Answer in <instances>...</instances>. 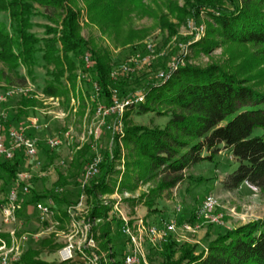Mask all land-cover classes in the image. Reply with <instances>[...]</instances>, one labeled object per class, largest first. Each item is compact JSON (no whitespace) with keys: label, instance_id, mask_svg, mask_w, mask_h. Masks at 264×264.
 <instances>
[{"label":"rangeland","instance_id":"rangeland-1","mask_svg":"<svg viewBox=\"0 0 264 264\" xmlns=\"http://www.w3.org/2000/svg\"><path fill=\"white\" fill-rule=\"evenodd\" d=\"M185 1L142 0L141 6L138 9L135 7L131 14L126 16L117 31L112 28L107 33L101 25L91 20L87 0H75L71 6L79 13V36L88 42L89 49L98 55L105 52L109 54L111 77L116 78L119 74L129 76V86L141 95L145 88L142 81L155 76L160 78L162 72L166 73L164 78H167L171 64L179 60L184 61L180 66L183 67L187 64L207 66L212 62L227 65L232 55H241L238 63L255 58L252 54L256 49L253 47H249L248 51L244 47L235 48L231 45L218 47L210 54L195 53L190 45L195 42L197 36L195 30L192 32L189 29V23L203 26L205 35L213 21L202 10L196 21L195 18L185 17ZM36 8L38 12L32 18V31L43 36L44 25L49 24V19L44 8L38 5ZM0 21L10 28L8 14L3 13ZM167 23L177 25L176 34H170L169 29L165 27ZM149 44L153 45L154 60L145 65L131 63L132 70L122 73L120 65L132 58H136V62L139 61V54L148 53L146 51ZM135 47L136 52H132ZM128 56L130 57L126 60ZM89 57L90 55L85 56L87 71H77L75 88L65 80L66 94L54 97L46 95L43 91L51 80L43 61L40 60L34 68V80L26 75L25 68L12 72L0 62V71H4L11 78L10 84L5 79L0 80V92L10 86L25 83H30L34 88L33 93L17 95L0 103V112L5 115V118L0 120V123L5 125L2 133L8 142V132L11 128L25 129V134L36 139L38 148L34 158L23 154L22 164L12 181L5 184L4 180H0V205H7L13 189L18 192L20 204L14 221H7L0 211V237L6 245H0V264H23L22 257L31 248L39 249V258L43 261L54 264H118V260L126 264V255L131 254L136 247L140 256L139 262L134 264H161L163 256L160 252L169 236L176 240L178 245H190L200 252L207 250L211 240L207 239L208 236L211 235V238L215 239L219 233L264 218V193L258 187L247 182L231 191L224 187L226 176L237 169L239 163L229 151L221 150L212 161L202 160L187 168L182 183L158 195L152 206L154 210L148 209L146 194L155 189L157 182L149 180L138 182L134 190H117L114 195L100 194L99 199L110 207L108 217L92 220L86 204L85 188L90 182L100 178V165L105 159L104 154H112L116 146L115 131L123 133L124 121L122 123V120H118L117 115L123 118L127 108L124 107L120 111L115 107L112 110L115 100L122 102L116 97L120 96V93L114 88L111 91L114 97L112 104H108L106 98L98 95L97 84L92 82L94 68ZM176 69L178 68H174ZM249 75L256 78L250 84L264 91V64L256 66ZM24 77L26 78L22 81ZM86 81L93 83L94 88ZM23 97L34 99L36 103L27 108V114L20 115L18 111ZM33 120L37 121V128L34 127ZM129 120L133 124L155 127L166 125L168 119L154 113L139 115L133 109ZM261 132L262 129L258 128L254 135ZM51 139H57L59 142L54 148L50 147L48 142ZM122 145L121 142L122 158L118 160L117 166L121 172L114 173L112 181H121L123 177L126 154ZM79 155L82 156L80 162L84 163L81 168H75L73 164ZM99 156L102 158L99 173L85 179L86 168ZM27 173L32 175V179L20 181L18 174ZM189 176L207 179L202 185H198L197 182L191 183ZM23 185L30 186L28 193L22 192ZM47 193L51 195L44 197L43 201L48 198L54 200L53 212L48 218L41 220L34 208L36 202L31 199L34 194ZM209 194L215 196L216 205L211 212L201 213L202 204ZM193 215L195 220L191 222L189 219ZM126 221L130 227L129 234H125L121 227ZM174 221L177 225L174 232L159 235L160 231L165 229V223ZM107 222L111 227V242L104 248L99 235L101 226ZM185 224L191 225L192 229H185ZM154 228L157 232L151 233ZM70 239L76 247L74 258L63 260L60 258V251L68 246ZM44 240H48L49 245L40 247V242ZM113 252L117 256L112 255Z\"/></svg>","mask_w":264,"mask_h":264},{"label":"trees","instance_id":"trees-1","mask_svg":"<svg viewBox=\"0 0 264 264\" xmlns=\"http://www.w3.org/2000/svg\"><path fill=\"white\" fill-rule=\"evenodd\" d=\"M73 2L75 0H0V16L6 13L10 19V28L0 21V62L12 72L25 68L26 75L34 80V68L43 61L51 76L43 91L54 97L66 94L65 80L75 88L77 71H87L85 56L90 55L94 68L92 82L97 84L98 95L112 104L114 88L122 102L131 100L123 118L117 115L118 120L124 121L123 133L115 131L116 146L112 154H104L100 178L85 188L89 217L92 220L108 217L110 207L99 199L100 194L134 190L138 182L149 180L157 182L155 189L146 194L147 207L154 210L152 206L158 195L182 183L187 168L202 160L212 161L221 150L229 151L239 163V167L226 176L224 187L231 191L249 182L264 193V91L250 84L256 78L249 75L256 66L264 64V0H186L185 17L196 21L202 10L213 21L204 37L191 43L190 48L195 53L210 54L218 47L231 45L248 51L253 47L255 58L238 63L241 55H232L227 65L187 64L170 70L168 78L146 77L141 92L144 101L140 103L135 102L138 93L129 86L130 77L119 74L112 78L109 54H95L79 36L80 16L71 6ZM87 3L91 20L107 33L112 28L117 31L126 16L141 6L142 0H87ZM36 5L45 9L49 19L43 36L32 31V18L38 12ZM165 27L171 35L177 33L174 23H167ZM135 49L132 52H136ZM2 79L8 84L11 82L4 71H0ZM86 82L93 87V83ZM21 100L18 114L25 115L36 100L27 97ZM133 109L139 115L154 113L168 120L164 126L133 124L129 120ZM258 128L262 132L254 135ZM121 142L126 154L124 173L121 181H112L114 173L121 172L117 167L122 158ZM22 156V152H17L12 160L0 159V180L5 184L17 176ZM81 157L76 158L75 168L82 167ZM206 179L188 178L198 185ZM50 195L34 194L31 201H43ZM189 220L193 222L195 215ZM110 228L108 222L101 226L99 239L104 248L111 242ZM207 239H211L207 250L199 252L190 245H178L169 236L162 245L161 264H264V218ZM47 242L41 241L40 247L49 245ZM112 255L117 256L115 252ZM39 256V249L31 248L22 262L54 264ZM117 263L122 264V261Z\"/></svg>","mask_w":264,"mask_h":264},{"label":"built area","instance_id":"built-area-1","mask_svg":"<svg viewBox=\"0 0 264 264\" xmlns=\"http://www.w3.org/2000/svg\"><path fill=\"white\" fill-rule=\"evenodd\" d=\"M188 27L190 30H192V32L195 30L196 36H197L195 41H197L198 39H200L202 37V35H204V31H203L204 27L203 26L198 27L195 24L193 25L190 22ZM146 52H148V53L139 54V56H138L139 61H137V62H136V58H132L128 62H125V64H123V65L121 64L120 65L121 72L122 73H129L132 70V67H130L131 63L136 64V65L150 64L155 58V53H154V49H153L152 44L147 45V51ZM86 60L89 61L88 58H86ZM183 62H184L183 60H179L176 63H172L171 64V71L174 70V68H178L181 65H183ZM165 74L166 73L162 72L159 77L164 78ZM30 92L31 93L34 92V88L32 87V85H30V83H25L24 85H19V86H10V87H8V89H5V90L0 92V103L7 101L11 97H14L17 95L23 96V95L28 94ZM141 101H144V96L142 94L136 95L135 102L140 103ZM130 102H131V100H129V99H127L126 102H121V103H119L118 100H115V104H114V107L112 108V110L116 107V109L118 108V109H120V111H122V109L124 107H126L127 104ZM4 118H5L4 113L0 112V120L2 121V119H4ZM33 124H34L35 128L38 127L36 125L37 121L35 122V120H33ZM4 126L5 125H3V123L1 122L0 123V131H1L0 132V158L4 159V160H8V159L11 160L12 157L17 152H22L24 154V156H26V157L34 158L36 156L37 150H38L36 139L33 136L25 134V129L23 130V129L11 128L8 132V139L9 140L7 142V139L5 138V134L2 133V131H4ZM48 142L50 144V147H52V148H54L56 145L59 144L57 139H54V140L51 139ZM101 161H102V158L99 156L92 163H90L88 165V167L86 168L87 173L85 174V177H86L85 179H87L88 177L91 178V177H93L99 173V171H100L99 170V163ZM18 176L20 178V181L32 179V175L30 173L18 174ZM247 183H249V182H247ZM29 189H30L29 185H23V187L21 188L22 192H24V193H28ZM8 203H9V205H8ZM8 203H7V205H3V206L0 205V211L7 221H9V220L14 221L16 219L15 214H16L18 208H20L17 190L13 189V191L10 193ZM53 203H54V200L52 198H48L47 201H45V202L44 201L43 202L38 201L34 204V208L37 211V214L39 215L41 220L48 218V216L50 214H52ZM215 205H216L215 196L209 194L205 198V200L202 204L201 213L203 212V213L207 214V213L211 212ZM69 212L72 213L71 211H69ZM72 215H74V214H72ZM121 227H123V232L125 234L130 233V227H129L127 221ZM164 227H165V229L161 230L159 235L161 233H163V235H165L168 232H174L177 228V225L174 221V222L165 223ZM184 227L188 231L190 229H192V226L189 224H185ZM152 232L156 233L157 232L156 228L152 229L151 233ZM0 245L2 247H6L5 241L1 237H0ZM75 248H76L75 243H72L71 239H70L68 246H66L65 248H63L60 251V258H62L63 260L73 259L74 258L73 257L74 251L76 250ZM138 251H139L138 247H136L133 250V252H131V254L126 255V257H125L126 264H134L136 262H139V256L140 255H138L139 254Z\"/></svg>","mask_w":264,"mask_h":264}]
</instances>
